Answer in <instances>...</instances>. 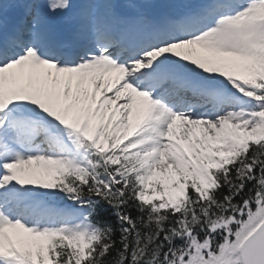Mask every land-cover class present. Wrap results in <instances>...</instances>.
<instances>
[{
    "label": "snow or ice",
    "instance_id": "1",
    "mask_svg": "<svg viewBox=\"0 0 264 264\" xmlns=\"http://www.w3.org/2000/svg\"><path fill=\"white\" fill-rule=\"evenodd\" d=\"M0 264H264V0H0Z\"/></svg>",
    "mask_w": 264,
    "mask_h": 264
},
{
    "label": "rangeland",
    "instance_id": "2",
    "mask_svg": "<svg viewBox=\"0 0 264 264\" xmlns=\"http://www.w3.org/2000/svg\"><path fill=\"white\" fill-rule=\"evenodd\" d=\"M159 0H157V2H158ZM165 1V0H164Z\"/></svg>",
    "mask_w": 264,
    "mask_h": 264
}]
</instances>
